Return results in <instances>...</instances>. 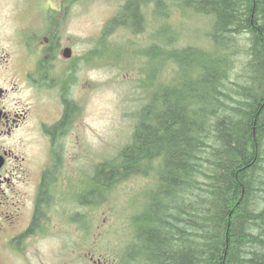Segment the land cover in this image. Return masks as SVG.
Segmentation results:
<instances>
[{
    "label": "trees",
    "instance_id": "16d2710c",
    "mask_svg": "<svg viewBox=\"0 0 264 264\" xmlns=\"http://www.w3.org/2000/svg\"><path fill=\"white\" fill-rule=\"evenodd\" d=\"M176 4L127 0L104 26L100 44L119 29L149 34L153 6L154 42L139 54L154 92L139 106L130 140L93 168L90 184L74 189L69 181L61 191L60 170L52 195L68 213L150 177L145 200L125 217L131 240L116 264H264V0H190L210 29L204 46L179 49L177 34L158 23Z\"/></svg>",
    "mask_w": 264,
    "mask_h": 264
},
{
    "label": "rangeland",
    "instance_id": "374dc122",
    "mask_svg": "<svg viewBox=\"0 0 264 264\" xmlns=\"http://www.w3.org/2000/svg\"><path fill=\"white\" fill-rule=\"evenodd\" d=\"M54 1L58 0H46L44 4L54 7ZM126 1L68 0L65 19L61 23L59 14L55 16L52 12L54 25H61L63 41L66 39L74 58L83 60V69L77 73L78 94L82 99L81 117L78 128L73 127L71 136L63 142L65 161L62 176L57 182L61 191L65 190V183L69 181H72L74 189L79 188L82 181L85 186L90 184L88 178L93 168L114 157L130 140L134 116L141 103L146 102V97L154 92L147 88L150 85L147 79L150 69L143 77L140 72L146 58L139 54L141 49L153 42L152 32L157 23L153 6L147 13L149 34L146 31L132 35L119 29L109 35L103 44L99 43L104 26ZM159 1L163 3L165 0ZM189 1L176 0L179 10L171 9L165 20L158 21H165L170 33L177 34L172 45L178 49L204 46L210 29V20L194 15L188 8ZM33 3H38V0H0L4 34L11 39L7 46L12 51H18L13 49L18 44L13 30L30 21L24 13H28L25 8L32 7ZM154 35L162 46L167 39L164 28H156ZM149 59L151 64L153 60L149 56L147 62ZM166 75L165 72L162 77ZM141 82L144 91L140 87ZM151 186L150 177L130 179L117 186L110 199H105V204L88 208L78 205L68 207V216L65 213L68 221L76 211L89 214L90 220L86 222L81 215L79 226L65 222L64 210L58 208L50 240L37 242L34 247L39 248L42 254L45 252L56 264H116L115 256L121 255L131 240V229L127 227L125 217L139 208L145 200L142 199V191ZM86 200L97 202L99 199ZM63 203L66 208V199Z\"/></svg>",
    "mask_w": 264,
    "mask_h": 264
},
{
    "label": "flooded vegetation",
    "instance_id": "af4514ba",
    "mask_svg": "<svg viewBox=\"0 0 264 264\" xmlns=\"http://www.w3.org/2000/svg\"><path fill=\"white\" fill-rule=\"evenodd\" d=\"M44 1L25 8L30 21L13 30L18 51L7 46L0 10V264H56L34 245L50 240L61 209L51 184L64 165L63 142L81 117L83 60L74 58L59 27L68 0L54 7ZM65 213V222L80 225L81 213L70 221Z\"/></svg>",
    "mask_w": 264,
    "mask_h": 264
},
{
    "label": "water",
    "instance_id": "95a60500",
    "mask_svg": "<svg viewBox=\"0 0 264 264\" xmlns=\"http://www.w3.org/2000/svg\"><path fill=\"white\" fill-rule=\"evenodd\" d=\"M68 52H70V49H66V50H65V53H68Z\"/></svg>",
    "mask_w": 264,
    "mask_h": 264
},
{
    "label": "bare ground",
    "instance_id": "6f19581e",
    "mask_svg": "<svg viewBox=\"0 0 264 264\" xmlns=\"http://www.w3.org/2000/svg\"><path fill=\"white\" fill-rule=\"evenodd\" d=\"M154 42V41H153Z\"/></svg>",
    "mask_w": 264,
    "mask_h": 264
}]
</instances>
